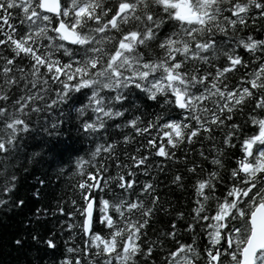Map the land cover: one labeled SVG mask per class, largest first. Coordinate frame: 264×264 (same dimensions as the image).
Here are the masks:
<instances>
[{"label":"snow or ice","instance_id":"6c2138e0","mask_svg":"<svg viewBox=\"0 0 264 264\" xmlns=\"http://www.w3.org/2000/svg\"><path fill=\"white\" fill-rule=\"evenodd\" d=\"M253 11L264 19V0H0V154L12 151L18 139L32 132V115L51 114L61 105L77 119L91 112L78 129L97 137L107 132L108 121L124 117L117 106L122 108L133 90L160 107L154 118L126 119L130 132L122 134V140L109 143L106 138L86 157L75 159L72 175L79 179L71 185L76 197L66 227L79 231L81 243L66 247L60 264H139L140 258L148 264L156 241L146 244L143 237L162 205L151 183L137 186V172L149 156L171 160L170 149L184 142L191 145L200 135L214 139L213 131L221 126L229 131L221 147L214 144L211 149L212 170L197 174L199 165L186 168L188 179L196 175L190 185L194 198L187 219L176 211L175 222L160 232L170 242L161 260L264 264V63L236 76L248 65L235 51L264 50V39L237 36L234 47H224L233 40L230 31L245 27L246 18L256 19ZM165 28L161 38L157 33ZM217 36L224 39L217 41ZM221 58L220 66L212 63ZM18 61H25V67ZM196 62L214 72L201 73ZM234 77L232 86L224 83ZM14 92L19 94L10 95ZM79 95L87 102L74 107ZM245 106L256 115L249 112L245 125L250 132L241 135L234 116L237 111L243 114ZM58 128L53 118L43 132L57 136ZM131 132L137 137L158 135L142 145L149 155H131L130 163L117 164L129 170L112 175L103 158L111 159L119 144H130ZM225 157L232 162L226 163ZM184 179L176 174L171 183L182 188ZM15 180L14 175L7 177L0 190L4 196L10 195ZM7 203L0 198V205ZM23 205L19 199L14 203L17 208ZM56 211L64 215L63 209ZM197 229L203 248L196 235L191 242L178 238ZM44 244L56 247L52 239Z\"/></svg>","mask_w":264,"mask_h":264},{"label":"trees","instance_id":"16d2710c","mask_svg":"<svg viewBox=\"0 0 264 264\" xmlns=\"http://www.w3.org/2000/svg\"><path fill=\"white\" fill-rule=\"evenodd\" d=\"M225 15L230 14L225 13ZM15 16L16 12H13V17ZM251 16L256 17V19L246 18L245 27L241 28L237 25L236 33L231 31L228 33L233 40L228 45H224L225 48L234 47L237 36L242 39H247L248 36H252L254 39H264V19L259 18L255 11L251 13ZM12 23L19 26L17 19H13ZM130 24L132 27H136L135 21H131ZM165 31H167L166 28L158 32L157 35L162 38ZM215 38L217 41L224 39L219 36ZM235 51L248 65L247 68H240L236 76L251 72L256 65L264 63V59H262L264 50L258 49L255 53H247L241 48H236ZM155 52L159 54L158 49ZM141 54L147 56L149 53L141 50ZM253 59H255V64H253ZM18 63L21 67L26 65L25 61H18ZM212 63L220 66L224 61L221 58ZM196 67L201 73L206 69L209 72H214V68L210 65H201L196 62ZM224 83L232 86L235 83V77L224 81ZM13 94L18 95L19 93H10V95ZM126 99V103L122 102V108L117 106L118 110L125 113L124 117L108 121L107 132L102 131L99 137L96 135L85 136L78 129L80 122L92 116L91 112H86L83 117L77 119L75 112L61 105L54 109L51 114L45 112L32 115V132L18 139L12 151L0 154V190H2L7 177L12 175L16 177L10 195L4 196L0 191V198L8 201L6 205H0V264H60L66 247H76L81 243L79 231L70 232L66 227L69 223L67 213L70 211V202L76 197L71 185L75 179H79V177L72 175L75 159L78 156L86 157L95 143H103L106 138L109 143L113 140H122V134H129L130 132L124 126L126 119L141 115L147 120L154 118L155 114L160 111L159 104L147 101L135 90L129 93ZM81 101L86 103V97L79 95L78 102L74 107H79ZM207 106L213 107L210 103ZM249 112L256 115L247 106H245L243 114L239 111L235 113L234 122L239 123L242 130L241 135L244 132H250V126L245 125ZM53 118L59 125V135L48 136L44 134L43 127ZM228 131L227 127L221 126V128L213 131L214 139L205 140L204 136L200 135L191 145L184 142L178 148L170 149V154L174 153L171 160L149 156L147 165L141 167L137 172V186L145 181L151 183L155 194L159 195V203L162 205V208L157 210L154 220L143 237L146 244L156 241L152 245L153 254L148 264H166V261H162L161 257L166 255L170 242L161 236L160 232L165 231L170 223L175 222L174 214L176 211L182 212L186 219L189 216L188 209L191 207V201L194 198L190 185L196 179V175L193 174L188 179L190 174L187 173L186 168L199 165L196 169L197 174H203L204 170L211 171L212 165L209 163L213 156L211 149L214 144L217 148L221 147L222 137ZM156 135L158 134L151 132L150 135L144 134L142 137H137L134 132H131L133 137L131 143L128 145L119 144L111 159L103 158L102 154L101 158L104 159L105 166L112 175L117 172L126 173L129 169L118 168L117 164L130 163L131 155H149L142 145L147 138ZM156 142L159 143L160 141ZM232 142L236 144L237 138L233 137ZM137 148H140V153H136ZM227 151L231 154L233 150ZM235 151L238 152V148ZM125 152L128 153V158H126ZM34 153H39V155H34ZM224 159L226 163L232 162L226 157ZM145 172L147 175H143ZM176 174L185 177L182 188L171 183L172 177ZM114 191L119 193L120 190L114 188ZM18 199L24 201L22 208L14 206ZM57 208L63 209V216L56 211ZM163 209H167L168 212ZM71 222L75 223L74 220ZM34 235L38 237L37 240L32 239ZM191 235L197 236V243L200 248H203V244L200 243L199 229L193 234L181 235L178 238L191 242ZM16 239L21 240L22 244L13 243ZM46 239L54 240L56 247L48 249L44 244ZM139 264H144L143 258H140Z\"/></svg>","mask_w":264,"mask_h":264}]
</instances>
